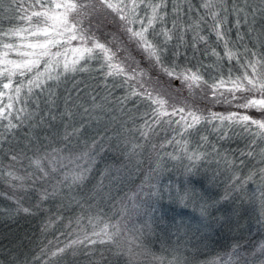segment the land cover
I'll return each instance as SVG.
<instances>
[{"label":"trees","instance_id":"trees-1","mask_svg":"<svg viewBox=\"0 0 264 264\" xmlns=\"http://www.w3.org/2000/svg\"><path fill=\"white\" fill-rule=\"evenodd\" d=\"M23 3L31 4L32 0ZM165 4V26L183 37L170 43L169 58L176 45L179 56L175 62L198 68L209 85L227 79L229 72L233 77L243 73L240 63L225 55V42L211 30V18L207 17V27L198 21V16L206 15L201 0H165ZM189 4L194 9L190 14ZM173 5L182 9L179 16ZM22 15L10 0H0V29L27 28L28 23L19 19ZM228 21L226 40L234 53L242 58H247L243 56L246 48L264 53V21L258 18L253 22L249 17V23L237 26L235 15H229ZM114 30L108 28L105 33ZM197 34L204 35L207 44L197 42L194 50L189 44ZM77 47L78 42L73 41L60 51L73 54L72 49ZM36 71L41 73L42 87L29 92L24 79L15 104L23 109L21 119L13 120L17 126L9 131L7 122L0 121V264H129V253L131 264H159V257L164 258V264L174 258L180 264H256L263 258L259 247L264 240V213L258 212L262 198L258 199L257 192L264 182L258 174L251 180L248 176L264 167V141L257 137L251 143L236 125H232L235 134L228 131L231 138L220 139L210 123L202 121L196 126L200 136H207L219 155L202 152V158L189 159L192 152L185 149H196L200 136L186 137L185 144L176 131L179 125L170 124L167 116L152 123V108L139 98L125 100L127 86L121 87L119 78L107 76L101 61L87 59L85 54L75 70L66 71L55 63H49L45 70L41 60ZM159 75L169 81L163 73ZM227 87L231 85L220 91L225 92ZM169 96L170 104L186 105L204 115L235 112L264 119V112L258 109L217 101L210 88L180 87ZM92 101L99 109L103 107L104 118L95 121L91 117ZM89 122L94 127H89ZM249 150H253V156L245 155ZM11 154L20 160L12 161ZM34 161L49 173L36 183L32 181L39 170ZM81 171L84 180L73 183L71 177ZM236 177L241 179L232 190ZM189 178L198 190L218 201L220 210L213 209L206 221L209 227H199V206H185L172 199ZM156 188L162 190L160 197L150 198L149 192ZM45 189L49 195L42 198ZM182 222L189 228L178 232L174 225ZM105 224L118 225L119 236L113 242L89 244L85 237L99 239ZM76 240L83 243L72 244ZM66 245L65 253L51 255Z\"/></svg>","mask_w":264,"mask_h":264},{"label":"snow or ice","instance_id":"snow-or-ice-1","mask_svg":"<svg viewBox=\"0 0 264 264\" xmlns=\"http://www.w3.org/2000/svg\"><path fill=\"white\" fill-rule=\"evenodd\" d=\"M11 4H15L17 9L23 11V15L19 19L22 22H27L28 27L9 28L7 31L0 29V48H2V52H0V121L7 122L6 127L9 131L17 126L13 120L21 119L19 113L23 109H17L15 104L19 101L24 79L27 78L29 92L33 87H42L39 81L41 73L36 71L41 60L47 70L49 63H59L54 58L62 55L60 49H66L67 45L76 41L79 47L73 48L72 51L80 53L79 58H84L86 54L87 59L101 61L107 76L119 78L120 86H127L128 95L124 97L125 100L133 97L139 98L140 101L152 108L149 116L152 123H159L162 116H167L170 124L179 125L176 131L185 140V144H187L186 137L200 136V129L196 126L200 125L202 121L206 124L220 121V126L212 123V128L218 132L220 139L230 138L226 129H230L232 134H235L236 127H232V125H236L241 133L249 135L251 143L256 142V137L264 141V119H254L247 114L239 115L235 112L229 115L215 112L204 115L196 110L187 109L186 105L176 107L174 103H169V99H171L169 93L173 89L200 87L210 88L212 96L217 101L236 102L235 106L238 108H256L264 112V53L258 54L246 48L243 56L247 58H242L241 54L234 53L228 47L226 40L228 16L235 15L237 26L241 22L249 23V17L253 22L258 18L264 21V0H258L255 3L252 0H201L200 7L205 9L206 15L198 16V21L207 27V17L211 18V30L218 40L225 42V55L229 60L236 59L244 69L243 73L236 77H233L229 72L227 79H218L210 85L195 66H182L175 62V58L179 56L176 45H173L171 58H169L170 43L174 38L182 40L183 37L177 36L172 29L165 26V17L167 16L165 0H32V3L28 5H25L23 0H10ZM228 4H231V7H228ZM173 8L176 16H179L182 9L176 5H173ZM193 11L194 9L189 4L187 13L190 14ZM157 23L160 25L159 28L156 27ZM136 25L139 26L136 27ZM113 27L114 31L105 33V29ZM176 27L174 23L173 28ZM192 31L195 32L196 29L193 27ZM23 33H27V35H22ZM29 37L32 39L29 40ZM14 39L28 42L18 44L13 42ZM197 42L207 44L205 36L197 34L194 35L189 46L195 50ZM53 48L57 50L53 52ZM13 52L16 54V58L10 59L9 53ZM213 55H217L214 50ZM76 63L77 60H74L72 70H75ZM64 69L69 70L67 62L64 64ZM159 73L169 77V81H163ZM226 85H231V87H227L225 92H221L220 89L225 88ZM237 93L241 95L237 97ZM175 116H179V119L174 120ZM225 121H228L229 124H224ZM145 127H150L147 121ZM141 135H145V133H141ZM175 142L180 143L179 141ZM185 150L192 152L189 159L202 158V152L206 154L215 152L216 155H219L215 146L208 143L207 136H200L196 149L186 148ZM245 155L253 156V150H249ZM80 158L77 157V159ZM10 159L18 162L20 157L11 154ZM33 163L39 170V175L32 181L36 183L37 180L47 177L49 173L41 167L39 161ZM69 163H72L71 159H69ZM261 164L264 165V159L261 160ZM8 174L12 175L11 172ZM256 174L264 182V167H260L258 173L250 174L248 179L251 180ZM84 178V171L71 177L73 183L83 181ZM65 179L67 180V176ZM240 179V177L235 178L232 190L237 188V182ZM161 192V189L156 188L154 192H149V196L158 198ZM53 194H55V189H53ZM260 194L262 207H264V187ZM48 195L49 193L45 189L42 198H46ZM227 195L226 193L225 199H227ZM172 199L185 206L188 203L199 206L201 216L199 227H209L210 225L206 221L212 216L213 209L220 210L217 207L218 201L208 196L206 191L198 190L191 178L187 180L186 185H181ZM24 211L29 210L24 209ZM229 220L230 217L225 222L227 223ZM174 226L178 232L189 228L183 222ZM109 227L112 228V231H109ZM120 231L118 225L105 224L101 229L102 237H100V233L94 232L93 235L100 237L99 239H89L87 236L85 239L93 245L113 242L119 236ZM82 243L83 241L79 240L72 241V244ZM68 247L69 245L59 248L51 255L63 254ZM261 251L264 252V246L261 247ZM157 259L159 264H164L163 257ZM131 260V253H129V264H131ZM168 264H180V261L174 258L168 261Z\"/></svg>","mask_w":264,"mask_h":264},{"label":"rangeland","instance_id":"rangeland-1","mask_svg":"<svg viewBox=\"0 0 264 264\" xmlns=\"http://www.w3.org/2000/svg\"><path fill=\"white\" fill-rule=\"evenodd\" d=\"M32 38L31 37H29V40H31ZM28 41H26V40H19V44H22V43H27ZM71 53H73V54H66L65 55V53L64 52H62V55L61 56H59V57H55L54 59L55 60H58L59 61V63H58V66H60L62 69H64V64H65V62H67V64L69 65V68H72V65H73V61L74 60H77V62L78 61H80L81 59H83V58H79V56H80V53H78V52H71ZM9 55H10V53H9ZM12 58H10V59H15L16 58V54L13 52L12 54ZM65 55V56H64ZM77 64V63H76ZM65 70V69H64ZM103 108V107H102ZM102 108H100L99 109V105H95L94 103H93V101L91 102V112H90V115H91V117L96 121V119H102V118H104L105 117V114L101 111V109ZM250 110H256V108H249ZM247 112H249V110H247ZM238 114V113H237ZM245 114H247V115H249L250 117H252V118H254V119H263V118H260V117H256V116H252V115H250V114H248V113H243V114H239V115H245ZM212 123H215L216 125H218V126H220L221 125V122H218V121H215V122H212ZM212 123H210V126H212ZM225 123V122H224ZM226 123L227 124H229V122L228 121H226ZM88 126L89 127H94V123L93 122H89L88 123ZM238 127V126H237ZM254 127V126H253ZM239 128V127H238ZM226 131H229V129H226ZM240 134H241V136L243 135V136H246L247 135V137H249V135L248 134H246V133H241V131H240ZM231 134H229V137L231 138V136H230ZM257 138V137H256ZM263 145V147H264V144H262ZM131 148H135L134 146H132ZM261 191H258L257 192V197H258V199H260L261 198ZM260 214H262V213H264V207H262V203H259V211H258ZM262 246H264V240H263V242L261 243V247ZM261 247H259V250H261ZM263 254V258H261V260H257V262H256V264H259L261 261H263L264 262V252L262 253Z\"/></svg>","mask_w":264,"mask_h":264}]
</instances>
